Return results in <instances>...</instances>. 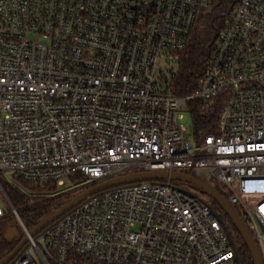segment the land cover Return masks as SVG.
Returning <instances> with one entry per match:
<instances>
[{"label": "built area", "instance_id": "1", "mask_svg": "<svg viewBox=\"0 0 264 264\" xmlns=\"http://www.w3.org/2000/svg\"><path fill=\"white\" fill-rule=\"evenodd\" d=\"M226 1L0 0V222L24 233L5 257L27 239L7 264H237L223 217L172 180L89 197L34 236L2 186L80 176L82 193L150 172L221 190L264 262V0ZM215 9L198 86L177 97L175 53ZM221 96L217 133L192 139L189 104L212 110Z\"/></svg>", "mask_w": 264, "mask_h": 264}, {"label": "trees", "instance_id": "2", "mask_svg": "<svg viewBox=\"0 0 264 264\" xmlns=\"http://www.w3.org/2000/svg\"><path fill=\"white\" fill-rule=\"evenodd\" d=\"M235 2V0H227L222 10H230ZM218 9L211 12L203 11L199 14L187 47L175 53L179 71L171 84V91L177 97L188 95L198 86L205 62L222 28L223 21L221 15L217 12ZM222 108V96L215 102L212 110L201 108L198 102L189 104L187 111L192 118V133L196 140L207 134L217 133ZM80 179V176H74L72 181ZM2 186L14 208L19 211L21 219L23 220V217L27 218L31 224V229L33 224L48 218L72 199L63 194L56 195L59 187L55 181L33 184L20 180L19 185L7 184L4 186L2 184ZM219 191L221 193V190ZM50 196L54 197L49 198ZM214 203V208L218 207L222 210L215 201ZM237 212L240 215L238 210ZM223 221L231 235L238 264H254L248 248L233 223L226 216L223 217ZM10 227V219L6 218L0 222V260L9 254L13 248L12 243H9L6 239L1 240L2 235L11 229Z\"/></svg>", "mask_w": 264, "mask_h": 264}, {"label": "water", "instance_id": "3", "mask_svg": "<svg viewBox=\"0 0 264 264\" xmlns=\"http://www.w3.org/2000/svg\"><path fill=\"white\" fill-rule=\"evenodd\" d=\"M186 181L189 182L199 188H201L210 198H212L222 209L225 216L229 218V220L233 223L240 236L242 237L246 247L248 248L251 257L253 259L254 264H264L261 253L257 245L255 244L250 232L247 229V226L238 212L224 199V197L213 187L205 183L203 180L197 179L193 176H185L182 174H169L167 172H150V173H139L133 174L125 177H119L116 179L109 180L102 184L96 185L90 189H87L65 204L58 211L53 213L48 218L40 221L37 226L32 230L31 235L34 236L38 232H40L43 228L49 226L57 219L61 218L83 202L87 200L89 197L98 195L102 192L116 189L119 187H131L142 182H157V181ZM218 216V215H217ZM224 229L228 232L225 223L223 222ZM18 236V232L16 229L11 228L7 231L5 235L6 241L9 243H13L14 239ZM27 239H24L15 249L14 251L0 260V264L9 263L21 250V248L25 245ZM236 262L238 264V259L236 258Z\"/></svg>", "mask_w": 264, "mask_h": 264}, {"label": "rangeland", "instance_id": "4", "mask_svg": "<svg viewBox=\"0 0 264 264\" xmlns=\"http://www.w3.org/2000/svg\"><path fill=\"white\" fill-rule=\"evenodd\" d=\"M183 119L181 120V125L184 126L185 128H187V131H188V134L192 136V139L193 138V133H192V130H193V122H192V118H191V115L189 112H184L183 113ZM19 182L20 180H14L13 178H11L9 175H4V183L3 185H7V184H10V185H19ZM173 185L176 186V187H179V188H182V189H185V190H188L190 192H192L193 194L197 195L198 197H200L201 200H204L212 205H214V200L212 198H210V196H208V194H206L201 188L189 183V182H186V181H172ZM84 185V182L83 180H76V181H72L71 183H67L65 184L63 187H59V189L57 190V193L56 195H66L70 198H75L77 195L80 194V187H82ZM54 196H50L49 198H52ZM71 199V200H72ZM0 204L2 206V209L4 211H6V213H9L10 211V207L6 201V199L3 197L1 191H0ZM31 206H33L31 204ZM216 208V207H215ZM219 208L217 207L216 210L219 212V214L224 217L225 214L222 210H218ZM8 219L11 220V227L10 228H14L17 230L18 234H19V237L18 238H21L24 236V233L23 231L21 230L18 222L16 221V219H13L12 217H9ZM23 221L24 223L26 224V226L31 229V224L28 222L27 218L26 217H23ZM6 233V232H5ZM5 233L2 235L3 239H5ZM17 238V239H18Z\"/></svg>", "mask_w": 264, "mask_h": 264}]
</instances>
